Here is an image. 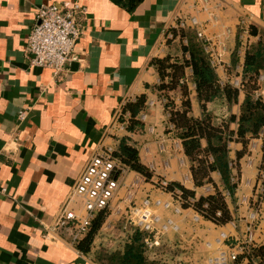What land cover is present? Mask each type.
<instances>
[{
  "label": "crops",
  "instance_id": "crops-1",
  "mask_svg": "<svg viewBox=\"0 0 264 264\" xmlns=\"http://www.w3.org/2000/svg\"><path fill=\"white\" fill-rule=\"evenodd\" d=\"M72 1L84 5L87 13L81 18L82 32L72 59L62 73L53 75L48 67L30 64L25 50L27 34L40 5ZM203 6L201 0H143L128 11L112 0H0V181L7 189L0 196V264H100L92 254L79 251L66 234L48 228L87 160L105 148L114 149L123 135L131 136L141 161L153 164L156 176L180 182L187 176L185 185L192 187L186 157L175 146L179 140L164 131L167 114L151 89L158 80L151 60L179 52L174 41L167 43L169 30L176 27L179 15H195L210 48L220 52L224 47L215 65L219 78H240L245 48L257 39L249 34L248 26L264 31V0H208L206 10ZM189 75L187 70V81ZM189 85L192 111L198 115L194 85ZM142 92L152 101L144 112V130L129 134L119 129L115 116L126 101ZM258 92L264 97L263 83ZM243 96L240 92L239 103ZM21 110L26 113L23 120L17 118ZM238 110L239 104L231 108L233 113ZM252 141L253 164H245L246 155L240 158L238 185L233 198L227 199L230 222L218 225L203 219L194 224L191 208L175 216L181 238L198 242L191 252L194 264H204L208 251L203 239L221 230L231 235V244L245 238V223L253 207L242 198L252 200L257 195L262 146L258 138ZM229 146L234 158L240 145L231 142ZM139 177L143 179L140 194L166 197L156 187V177L147 181L128 169L113 205ZM257 206L262 216L254 229L255 245L264 243V196ZM109 219L117 221L113 216ZM98 236V243L107 242L104 228ZM244 263L241 259L230 264Z\"/></svg>",
  "mask_w": 264,
  "mask_h": 264
},
{
  "label": "trees",
  "instance_id": "trees-1",
  "mask_svg": "<svg viewBox=\"0 0 264 264\" xmlns=\"http://www.w3.org/2000/svg\"><path fill=\"white\" fill-rule=\"evenodd\" d=\"M128 11L143 0H112ZM250 35L257 37L247 45L244 51L240 87L230 80H221L215 66L211 63L205 50V43L197 38L195 32L179 27L170 28L167 43L174 41L179 52L167 53L152 58L158 80L151 86L161 102L167 119L165 132L179 139L182 151L189 165L192 187L176 180H167L165 189L178 199L184 208H193L204 219L223 225L232 220V213L227 196L233 198L238 185L241 157L247 154L249 142L261 137L264 149V97L258 92L261 88L259 75L264 72V31L254 25L248 26ZM236 45H239L237 40ZM233 61H237L236 53ZM187 70L190 72L189 82ZM190 83L194 85L195 98L199 114L194 115L190 98ZM244 94L239 103V93ZM148 96L142 92L135 98L126 101L121 107L119 120L129 134L142 133L144 121L141 114L148 106ZM220 102L227 107V112L220 118L209 109L210 104ZM239 104L238 113H233V105ZM237 142L240 147L231 157L230 143ZM112 156L121 167L135 171L145 180L156 184L160 176H156L144 164L138 153V147L130 135L118 139ZM264 162L258 164V180L264 187ZM211 184L210 192H198V189ZM264 193H261L262 196ZM108 209L102 208L91 219L88 230L75 243L84 254H92L100 264H194L191 259L198 242H187L180 237L164 239L157 251L155 261H148L142 242L143 233L137 229H129L121 234L118 247L99 251L98 235ZM121 245V246H120ZM247 256L259 264L264 263V243L250 246L248 251L237 257L240 262ZM248 264V263H244Z\"/></svg>",
  "mask_w": 264,
  "mask_h": 264
},
{
  "label": "built area",
  "instance_id": "built-area-1",
  "mask_svg": "<svg viewBox=\"0 0 264 264\" xmlns=\"http://www.w3.org/2000/svg\"><path fill=\"white\" fill-rule=\"evenodd\" d=\"M204 10L207 9L208 0H201ZM87 13V8L78 1H72L57 6L55 4L40 5L34 14V22L31 26L27 38L25 50L29 54L31 65L48 67L53 75H59L65 70L66 63L72 59V53L76 42L81 35V18ZM216 15H212L215 20ZM199 20L195 15H179L176 19V27L194 30L198 39L205 43L211 63L215 66L221 59L224 47L218 52L210 48V41L204 39L200 29ZM259 81L264 84V75H259ZM187 80V79H186ZM235 86L240 87V78L235 77L230 80ZM149 105L152 101L148 102ZM25 111L18 112L17 118L23 120ZM145 117L141 114V119ZM119 129H124V123L119 120V114L115 116V121ZM153 131V128H149ZM263 141L261 137H257ZM255 139V138H253ZM253 139L249 142V153L246 154L245 164L252 165L254 157L251 151L255 149ZM180 141L175 144L176 148L181 147ZM182 148V147H181ZM163 149V145H160ZM112 148H105L99 153L92 155L86 162L82 172L76 179L72 190L58 213L54 217L52 224L48 228L53 231H60L66 234L72 243L88 230L91 219L95 213L102 208L108 209V215L102 225L106 229L110 226L111 216H115L117 221L121 220L122 230L137 229L143 233L142 242L145 251H151L159 247L165 236L168 234H181V226L175 216L183 215L182 207L177 198L165 189L167 179L161 178L158 182V190L165 193L166 197L152 195L149 192L141 193L142 177L134 179L126 189L125 194L117 199V204L113 205L114 199L118 196V189L121 184V177L128 170L121 167L119 162L112 156ZM262 160L264 162V151L261 149ZM149 169H154L153 164L148 165ZM153 171V170H152ZM264 175V170L260 172ZM186 179L185 181H187ZM204 190L211 187L205 185ZM7 193L6 187L0 181V196ZM264 187L259 179L257 195L250 200L243 197L245 203L251 204L253 209L248 213L245 223V238L234 239L230 243V237L226 231L221 230L210 239H203L202 243L207 249L204 264H230L235 262L237 257L248 251L250 246L255 245L254 229L259 224L262 216L261 208L257 206L259 200L264 196ZM191 208V207H189ZM193 209V208H191ZM203 216L193 209L191 221L199 224ZM114 223V222H113ZM245 263L259 264L254 259L248 261L245 256ZM264 264V263H262Z\"/></svg>",
  "mask_w": 264,
  "mask_h": 264
},
{
  "label": "rangeland",
  "instance_id": "rangeland-1",
  "mask_svg": "<svg viewBox=\"0 0 264 264\" xmlns=\"http://www.w3.org/2000/svg\"><path fill=\"white\" fill-rule=\"evenodd\" d=\"M241 30V29H240ZM242 31H240V39L241 40H243V38H241V35H243V33H241ZM239 35H238V37H239ZM263 96V95H262ZM212 112H214L215 113V116L217 117V118H220V117H222L226 112H227V107H225L224 105H221V103L220 102H216L215 104H213V105H211V109H210ZM172 138H174V139H178V138H176V137H172ZM179 140V139H178ZM261 149H262V147H261ZM262 151H264V149H262ZM262 158V156H260V159ZM259 159V161H258V164L262 161V160H260ZM245 162V161H244ZM189 177H187V176H185L184 178H183V182H181V183H183L184 185L186 184V182L187 181H185L186 179H188ZM180 182V181H179ZM158 185L156 184V187H157ZM207 186H209V187H211L210 188V190H207V191H203V192H210V191H212L213 190V186L211 185V184H208ZM230 197L229 196H227V199H229ZM109 214V213H108ZM113 217H115V216H113ZM206 220V219H205ZM120 221L121 220H119V221H116V222H110L109 221V223H111L110 224V226H108V228H106V229H104V231H105V233H107L108 234V238H107V242L105 243V240H102V242H103V244L104 245H98V250L99 251H105V249H107V250H112V249H114V248H116V247H118L119 245H118V242L120 241V239H121V237H120V235L121 234H123V233H125L124 231L125 230H122V228H121V223H120ZM210 221V220H209ZM104 223V222H103ZM103 225V224H102ZM102 227V226H101ZM128 231V230H127ZM180 237L181 238V235H179V234H168V236L166 235L165 236V239H172L173 237ZM103 237H106V235L105 234H103ZM195 237H197L198 239H200V237H198V236H195ZM182 239V238H181ZM109 242V245H107V243ZM121 246V245H120ZM161 246V245H160ZM160 246L159 247H157V248H155L154 250H151V251H145V249H144V253H145V255H146V257H147V259H148V261H155V258H156V256H157V251H158V249L160 248ZM204 246V245H203ZM205 258V257H204ZM157 259V258H156ZM193 261V260H192ZM174 264H177L176 263V261H174ZM197 264V263H196Z\"/></svg>",
  "mask_w": 264,
  "mask_h": 264
}]
</instances>
